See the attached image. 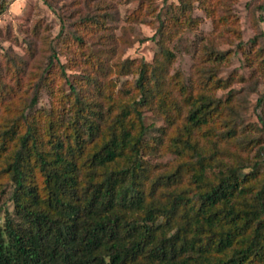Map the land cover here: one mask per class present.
I'll use <instances>...</instances> for the list:
<instances>
[{
    "label": "trees",
    "instance_id": "trees-1",
    "mask_svg": "<svg viewBox=\"0 0 264 264\" xmlns=\"http://www.w3.org/2000/svg\"><path fill=\"white\" fill-rule=\"evenodd\" d=\"M13 1L0 0V15ZM198 1L211 15L220 2ZM178 2L158 15L161 41L195 24L193 0ZM108 16H82L64 41L83 49ZM98 39L71 67L53 42L34 73L11 56L0 62V264L264 263V92L257 121L245 123L241 103L215 95L229 80L209 84L213 67L192 93L165 78L169 49L165 63L111 65L115 34ZM225 58L214 50L204 60ZM146 111L165 124H147ZM164 153L168 163L152 162Z\"/></svg>",
    "mask_w": 264,
    "mask_h": 264
},
{
    "label": "rangeland",
    "instance_id": "rangeland-1",
    "mask_svg": "<svg viewBox=\"0 0 264 264\" xmlns=\"http://www.w3.org/2000/svg\"><path fill=\"white\" fill-rule=\"evenodd\" d=\"M178 3V0H14L0 15V62L6 63L11 56L14 61L19 60L18 64L26 73H34L39 70L38 66L45 65L49 44L53 42L61 62L75 66L74 61L82 58L81 50L87 52L89 48H99L98 36L114 33L115 40L110 41L114 51L109 64L126 59L143 60L153 65L157 60L165 63V54H161L160 49H169L174 57L167 63L165 78L176 77L191 89H199V86L204 87L209 76L204 68L213 67L215 76L209 84L217 78L229 80L226 88L215 90V95L222 99L231 96L230 99L244 106L242 121L256 122V101L264 92V0H220L212 15L208 13L207 5L193 0L195 24L181 27L171 39H167V34L166 40L161 41L154 35L159 24L158 15L163 16L167 9ZM87 14H108L105 21L108 29L85 37L83 49H80L78 44L68 43L63 37L69 35L72 22ZM61 28L64 30L59 36ZM214 50L226 53L225 60L221 63L204 60ZM67 72L71 76L80 73L78 67L68 68ZM135 77L133 74L115 77L116 89L125 80L132 81ZM62 83L60 86L57 82L56 86L67 90L68 86L64 81ZM173 94L177 95L178 91ZM179 101L184 104L183 99ZM48 104L49 96L43 91L40 106ZM145 120L156 128L165 124L163 117L152 111L145 112ZM154 134L158 132H152ZM170 159L171 156L164 153L154 156L152 162L157 161L162 166ZM131 177L127 173L121 179L128 184ZM7 191L3 200L8 196ZM0 214L2 218L4 212Z\"/></svg>",
    "mask_w": 264,
    "mask_h": 264
}]
</instances>
